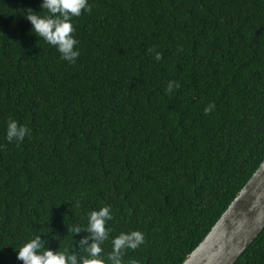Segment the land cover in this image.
Masks as SVG:
<instances>
[{
  "label": "trees",
  "instance_id": "trees-1",
  "mask_svg": "<svg viewBox=\"0 0 264 264\" xmlns=\"http://www.w3.org/2000/svg\"><path fill=\"white\" fill-rule=\"evenodd\" d=\"M42 2L0 0V264L37 235L81 264L106 205L105 259L140 231L123 264H181L264 157V0H88L74 63L32 32ZM234 264H264V228Z\"/></svg>",
  "mask_w": 264,
  "mask_h": 264
},
{
  "label": "clouds",
  "instance_id": "clouds-1",
  "mask_svg": "<svg viewBox=\"0 0 264 264\" xmlns=\"http://www.w3.org/2000/svg\"><path fill=\"white\" fill-rule=\"evenodd\" d=\"M41 9L47 10V15H40L32 9H26L25 18L32 25V32L43 38L48 44L55 46L62 58L70 63L75 62L79 52L75 50L78 41L74 39L75 31L72 18L79 17L82 12H91L88 0H43ZM155 58L160 60L162 54L155 53ZM179 84L169 82L166 91L171 92L178 88ZM212 106L204 109L205 113L210 112ZM30 135V129L18 124L16 120L10 119L7 125L6 138L9 142L13 140L22 142L26 136ZM112 219L110 206H103L98 211H91L88 215L87 231L91 233V244L88 243L89 237L81 239L82 246L87 245V256L81 258V264H123L122 257L126 250H135L144 243V235L140 231L120 233L112 241V250L107 259L102 256V244L108 238L109 232L106 229V222ZM74 233L81 231L80 227L71 229ZM43 242L37 235L25 242L17 250V259L23 264H77L76 255H68L67 251L44 250ZM131 264H137L135 260Z\"/></svg>",
  "mask_w": 264,
  "mask_h": 264
},
{
  "label": "water",
  "instance_id": "water-1",
  "mask_svg": "<svg viewBox=\"0 0 264 264\" xmlns=\"http://www.w3.org/2000/svg\"><path fill=\"white\" fill-rule=\"evenodd\" d=\"M264 228V157L181 264H234Z\"/></svg>",
  "mask_w": 264,
  "mask_h": 264
}]
</instances>
